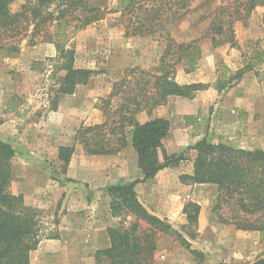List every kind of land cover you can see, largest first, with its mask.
Here are the masks:
<instances>
[{
	"label": "rangeland",
	"instance_id": "obj_1",
	"mask_svg": "<svg viewBox=\"0 0 264 264\" xmlns=\"http://www.w3.org/2000/svg\"><path fill=\"white\" fill-rule=\"evenodd\" d=\"M32 2L33 0H15L11 10L18 11L21 5L29 6ZM89 2L94 6L111 8L116 0ZM218 3L219 0H193L189 9L163 30L133 37L125 36V26L119 13H105L100 20L77 31L66 44L74 50V66L92 72L86 82L78 84L70 94L58 91L64 71L55 60L57 51L54 42L38 41L34 45H28V39H24L16 49L12 50L11 46L1 49L9 57L12 56L15 66L11 73L17 86V94L12 95L6 103L14 108L11 113L21 119L16 126V142L21 148H27L30 157L42 158L46 178L53 179L58 184L53 193L48 191V194L39 198L36 206H29L38 217L40 239L37 247L29 254L31 264H95L94 253L107 237V227L120 220L126 225L137 220L141 230L152 228L149 223L136 216L113 217L109 208L111 199L106 192L107 186H90L70 179L67 176V166H63L58 159L59 162L54 160L50 150L53 146L57 156L58 148L62 146L57 147L59 143L72 144L75 130L81 124L102 123L105 116L99 107L102 105L101 100L108 96L113 82L120 80L127 70L134 67L151 73L157 72L161 56L171 42L181 44L194 41L201 51V57L203 50L213 49L209 56L217 64L216 68L205 74L210 80L209 83H203L207 85L205 89L209 86L213 89L208 103L196 115H184L183 122H180V118H174V124L184 131L179 134L175 130L164 146L173 150L182 145L179 152L187 146L181 143L187 141L190 145L206 136L214 143L223 142L243 149L264 150V56L255 57V54L264 51V37L248 38L241 43L237 39V36L244 37V29L249 22H254V28H257L262 8L255 9L246 21L234 23L235 46L224 44L212 47L208 28L212 11ZM236 23L238 28L235 27ZM227 47L229 49L226 51ZM22 49L24 55H21ZM231 49L236 53V62L232 59L226 63L225 58L231 60ZM259 59L261 61L258 62ZM166 60L168 63L172 62L170 56ZM174 68L176 79L177 71L183 69V66L175 64ZM237 72H240V76L235 77ZM76 89L80 90L76 93L79 97L78 108H83L90 101L93 108L99 110L101 122L98 123L93 116L90 121H82L74 126V118L69 113L72 101H67V98ZM63 100L65 106L62 113L56 115L58 122H53L49 114L56 111ZM114 106L115 103L110 110ZM145 112L147 110L141 115L142 120L146 118ZM194 116H197L195 120L192 118ZM187 117L189 118L186 119ZM53 124H58L61 130L60 137L54 138L55 140H51L56 128ZM72 128L73 138L69 136ZM129 129L126 128V135ZM11 146L14 149L13 143ZM75 147L82 149L80 144H75ZM42 150L50 152L43 156L40 154ZM162 151L167 154V149L162 146L159 150L161 160ZM125 159L131 161L132 155L125 154ZM112 163L115 164V161ZM88 164L93 177L98 176L97 168L101 163L88 160ZM191 164L190 160H183L167 167L160 181L149 188L153 198H146L148 189L140 192L141 201L138 200L148 212L165 220L172 227L169 231H156L152 264H253L264 258V238L260 233L237 229L235 225L225 223L233 220L237 213L227 203L217 208L218 192L215 185L185 184L180 181L179 176L186 173ZM74 167L77 176L82 175L85 160L81 152ZM36 172L34 167L12 170L11 165V182L16 191L14 194L22 195L20 177L26 175L35 178ZM47 195L52 198H47ZM187 201L200 205L198 224L192 228L195 233L193 238L183 229L186 218L182 208ZM183 240L189 243V247ZM193 251L202 255L192 253Z\"/></svg>",
	"mask_w": 264,
	"mask_h": 264
},
{
	"label": "trees",
	"instance_id": "obj_2",
	"mask_svg": "<svg viewBox=\"0 0 264 264\" xmlns=\"http://www.w3.org/2000/svg\"><path fill=\"white\" fill-rule=\"evenodd\" d=\"M14 1L0 0V49L6 46L16 49L24 39H28V45L38 41L54 42L55 60L64 71L58 91L70 94L92 73L89 69L74 66V50L66 46L77 31L100 20L107 12H116L125 26L126 37L154 34L179 19L193 0H116L111 8L94 6L89 0H33L29 6L23 4L13 12L11 5ZM257 8H262L260 25L264 26V0H219L208 28L211 46H235L234 23L246 21ZM261 55L264 56V51L255 57ZM168 56L171 63L166 60ZM200 57L201 51L194 41L171 42L161 56L157 72L135 67L127 70L120 80L113 82L108 96L101 100L99 108L105 120L100 124H81L75 130L73 143L58 148L57 159L63 166L68 165L75 144H80L88 155L115 154L126 145V128H130L131 144L142 178L108 185L109 208L113 217L136 216L152 228L141 230L137 220L128 225L120 220L107 227L109 246L95 251V264H152L156 231L165 232L172 227L148 212L138 200L134 187L155 177L161 169L183 160L192 162V172L179 176L182 183L215 185L217 208L227 203L237 213L233 220L225 223L233 224L237 229L257 231L264 238L263 149L249 150L223 142L214 143L204 136L178 153L168 155L162 151L161 160L159 150L169 132L168 120H136L139 112L147 110L150 113L165 104L168 96L191 99L197 91L205 89L206 84L180 83L175 79V64H181L185 73H189ZM238 76L240 72L235 75ZM113 103L114 109L110 110ZM196 117L192 118L195 120ZM14 159L11 144L0 141V264H31L29 254L40 241L38 217L31 207L25 205L22 195L11 190ZM182 213L186 218L183 229L193 238L192 228L198 224L200 205L187 201ZM183 241L189 247V243ZM253 264H264V258Z\"/></svg>",
	"mask_w": 264,
	"mask_h": 264
},
{
	"label": "crops",
	"instance_id": "obj_3",
	"mask_svg": "<svg viewBox=\"0 0 264 264\" xmlns=\"http://www.w3.org/2000/svg\"><path fill=\"white\" fill-rule=\"evenodd\" d=\"M235 27L238 28V23L235 24ZM240 27H243L242 24H240ZM254 22H249V25L247 28L244 29V37L240 38L237 36V39H239V43L243 42L244 40L248 38L252 39H258L264 37V26L257 25V28H254ZM239 37V38H238ZM226 51L229 49V47L225 48ZM213 50V49H212ZM211 49H205L203 50V55L199 59V62L197 63V66L194 71L185 73L183 69L178 70L176 73V80L180 83H209V78H206V73L211 69L213 70L216 68V60L211 59L209 54L212 52ZM24 55V50H21V55ZM230 57L225 58L224 60L226 63H229L233 60L236 62V53L234 52V49H231ZM234 56V58H232ZM238 63V62H237ZM14 60L11 57H9L6 54V51H3L0 49V141L8 142L10 144H14V156L15 159L12 162V170L14 169H27L34 167L37 169L35 178H30L28 176H21V186L22 189L20 190V193L23 196L24 203L27 206H36L39 203V200L42 198V196L45 194H48V191L54 192L55 189H57L58 184L55 182V180L46 178V172L44 171L43 167V161L42 158H34L30 157L28 152L26 151L27 148H24L19 146V144L16 142V137L18 135V128L16 127L19 125V121L21 120L18 118L13 112V107L9 106L6 102L7 100L12 96L17 94V86L15 84V81L13 79L11 71L15 68ZM231 66H235L234 64H230ZM78 89H76L75 93L67 98V101L71 100L72 104H70L71 116L74 118V126L77 125L79 122L82 121H90L93 116H95V120L99 123L102 121V117L100 116L99 110L96 108H93L90 101H87L86 106L83 108H78V101L79 97L76 96V93H78ZM213 94V89L211 86H209L207 89L197 91L193 98L187 99L180 96L171 95L168 96L167 101L165 104L160 105L153 109L150 113L145 112L146 118L143 120L141 119V115L144 113V111L139 112L136 115V119L140 122H144L151 118H165L169 122V132L168 135L162 140V146L167 149V154H174L177 153L180 146L173 150H169L167 146L164 144L167 143L168 139L171 138L172 133L175 130H178L179 134H182V130L179 125L174 124L173 120L174 118H180V122H183L184 115H196L198 113V110L200 108H203L208 103V97ZM65 101L59 103V106L57 107L56 111H52L49 115L52 117L53 122L56 121V115L62 113V109L65 106ZM13 108V109H12ZM148 114V117H147ZM56 126L55 130H53V133L51 135V140H55L54 138H59L61 135V130L58 128V124H53ZM74 128V127H73ZM73 128L69 132V136L73 138ZM178 128V129H177ZM17 134V135H16ZM15 135V136H13ZM172 142V141H171ZM65 143V142H64ZM60 144L57 145H64ZM181 144H187V141ZM22 149V150H21ZM79 149V150H78ZM51 153H53L54 160H57V156L54 154V147H51ZM48 152H44L43 150L40 152L43 156ZM53 151V152H52ZM81 152L84 155L85 160V167L83 170L82 175L77 176L76 170H75V161L78 158V154ZM27 154V156L25 155ZM125 154H131L132 159L131 161H128L125 159ZM46 156V155H45ZM98 159V160H97ZM88 160L90 161H99L101 164L99 168V175L93 177V172L91 167H89ZM115 161V164L111 162ZM57 162H59L57 160ZM131 163V165L129 164ZM114 164V165H113ZM130 165V170H129ZM168 168L161 169L155 177L151 179H147L143 182H139L135 185L134 190L137 195V198L140 200V192L145 191L148 189L146 193V198L149 196L153 198V193L150 191V186L152 187L156 182L160 181L161 175H163L164 171H166ZM192 172V164L189 166V169L187 170V174H190ZM184 174V173H183ZM67 176L72 180H78L81 181L83 184H87L90 186H108L118 183H126L129 181H132L136 178H142V173L140 168L137 164V155L135 150L132 147L131 144V134L130 129L129 133L126 135V145L119 150L115 154L110 155H88L81 148L75 147V150L72 154L71 160L67 165ZM69 187V185H68ZM66 189V188H65ZM11 190L12 192L16 193L14 191L13 182H11ZM107 195V194H106ZM40 198V199H39ZM47 198H52V196L47 195ZM143 199H145L143 197ZM141 201V200H140ZM155 213V212H154ZM108 237V236H107ZM105 238L104 242L99 249L106 248L109 246V239Z\"/></svg>",
	"mask_w": 264,
	"mask_h": 264
}]
</instances>
